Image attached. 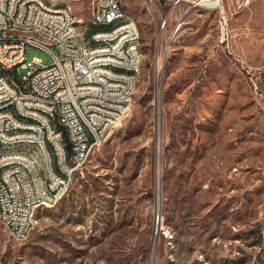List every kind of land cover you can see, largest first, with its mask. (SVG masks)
Here are the masks:
<instances>
[{
	"label": "rangeland",
	"instance_id": "374dc122",
	"mask_svg": "<svg viewBox=\"0 0 264 264\" xmlns=\"http://www.w3.org/2000/svg\"><path fill=\"white\" fill-rule=\"evenodd\" d=\"M49 1L88 38L95 0ZM195 2H161V35L123 0L142 37L134 102L28 239L0 219V264H264V0Z\"/></svg>",
	"mask_w": 264,
	"mask_h": 264
},
{
	"label": "built area",
	"instance_id": "2783aa9c",
	"mask_svg": "<svg viewBox=\"0 0 264 264\" xmlns=\"http://www.w3.org/2000/svg\"><path fill=\"white\" fill-rule=\"evenodd\" d=\"M151 13L156 33L168 30V17L161 13L165 0H142ZM186 0L175 2L182 3ZM196 4L216 9V0H196ZM93 10H100L99 23L91 28L107 25L113 17L126 12L123 0H101ZM67 7L49 8L45 0H0V147L7 141L43 143L44 160L48 166L50 188H43L36 172V162L26 155L8 156L0 160L9 164L7 178H0V219L14 238L26 240L34 227L35 216L41 207L36 200L56 199L58 193L70 190L76 175L87 163V154L100 149L112 130L133 104V75H119V67L133 68L137 74V58L142 37L135 22L121 28L116 35L92 37V41L118 39V49L83 48L70 30ZM179 22L175 30L182 27ZM4 26H23L43 29L60 41V49L36 44L28 37L4 33ZM174 33L165 45L174 41ZM30 48L50 56L52 62L28 58ZM26 74H23V71ZM39 72V81L31 82V73ZM9 104H18L22 115L37 118V125H22L21 116L8 112ZM63 105V112H56ZM8 128H21L22 136H8ZM46 142L57 143L59 166L50 167ZM161 222V221H160Z\"/></svg>",
	"mask_w": 264,
	"mask_h": 264
},
{
	"label": "bare ground",
	"instance_id": "6f19581e",
	"mask_svg": "<svg viewBox=\"0 0 264 264\" xmlns=\"http://www.w3.org/2000/svg\"><path fill=\"white\" fill-rule=\"evenodd\" d=\"M151 2H158V0H150ZM166 1V0H165ZM168 1V0H167ZM178 2L181 0H169ZM101 0H95V5ZM167 3V2H166ZM216 8L221 7L222 0H216ZM45 4L49 8H63L67 7V13L71 15L70 17V30L74 32L76 40H79V44L83 48L96 49L105 48V50H116L118 49V39H111L110 41L95 40L92 41V37H100L104 35H116L119 32V25L121 28H128L130 22H134L127 12H120V17H113V21L107 25L96 26V28H91L88 38L85 39L79 29V22L68 4L64 5H53L49 0H45ZM210 9V6H204ZM157 10V4H150V12L153 13ZM100 10H93V17L90 21L91 24L99 23ZM226 28L222 27V34L225 35ZM4 33L10 34L12 36L28 37L30 40H34L36 44H42L44 47H52L53 49H60V41L57 37H51L50 33L43 31V29L28 28L23 26H4ZM142 65V52L139 48V56L137 58V74H133V68L130 67H119V75L130 76L133 75L134 86L132 89V100L134 101L136 84L141 71ZM39 81V72L31 73V82ZM1 112V103H0ZM8 112L13 116H21L22 125L33 126L37 125V118L29 115H22V109L18 104H9ZM56 112H63V105H56ZM8 136H22L21 128H8ZM57 143L46 142V153L47 160L50 162V167L59 166V157L57 154ZM19 156L26 155V158L30 162H36V172L39 183L43 188H50V177L48 175V166L45 164L44 160H37V155H44L43 143L40 142H29V143H18V141H7L4 146L0 147V160L7 158L8 156ZM91 154H87V160ZM9 173V164H2L0 166V178H7ZM67 191V190H66ZM65 192L58 193L56 199H42L36 200V207L49 206L55 203ZM64 196V195H63ZM0 214L2 215V207H0Z\"/></svg>",
	"mask_w": 264,
	"mask_h": 264
},
{
	"label": "crops",
	"instance_id": "0c3cea01",
	"mask_svg": "<svg viewBox=\"0 0 264 264\" xmlns=\"http://www.w3.org/2000/svg\"><path fill=\"white\" fill-rule=\"evenodd\" d=\"M49 2H51L52 4L54 3L53 5H57V4L58 5H64V4H66V3H60V2H57V1H55V2L49 1Z\"/></svg>",
	"mask_w": 264,
	"mask_h": 264
},
{
	"label": "water",
	"instance_id": "95a60500",
	"mask_svg": "<svg viewBox=\"0 0 264 264\" xmlns=\"http://www.w3.org/2000/svg\"><path fill=\"white\" fill-rule=\"evenodd\" d=\"M156 81H157V79H156ZM160 215H157V223L160 225ZM157 233H159L158 231H157Z\"/></svg>",
	"mask_w": 264,
	"mask_h": 264
}]
</instances>
